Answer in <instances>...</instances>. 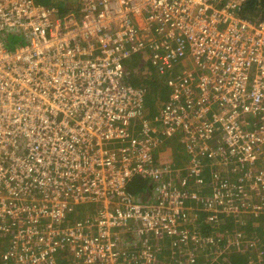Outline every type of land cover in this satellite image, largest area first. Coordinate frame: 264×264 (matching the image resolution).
<instances>
[{"label":"built area","instance_id":"obj_1","mask_svg":"<svg viewBox=\"0 0 264 264\" xmlns=\"http://www.w3.org/2000/svg\"><path fill=\"white\" fill-rule=\"evenodd\" d=\"M79 1L0 0V264H264V18L247 0ZM136 54L167 75L153 116L125 80Z\"/></svg>","mask_w":264,"mask_h":264},{"label":"rangeland","instance_id":"obj_2","mask_svg":"<svg viewBox=\"0 0 264 264\" xmlns=\"http://www.w3.org/2000/svg\"><path fill=\"white\" fill-rule=\"evenodd\" d=\"M39 3H44L46 5H51L53 0H37ZM57 1V7L61 10L67 8H74L77 12L80 11V1L79 0H55ZM13 33L11 31L5 33V40L9 48H14V44L11 43ZM125 66V80L131 82L133 85H145L147 88V93L145 96V113L149 116L157 114L162 106L167 102L170 94V89L167 85V75L160 76L155 71V68L151 66V63L143 58L142 55H133L124 61ZM158 83V85H156ZM155 86V91H152L151 86ZM151 87V88H150ZM137 129L140 128V119L134 121ZM175 139H171L170 142ZM179 147L181 146L178 141H175ZM166 146H163L159 152L164 151ZM148 188L145 189L144 194H146ZM141 198V197H140ZM134 198L136 202H146V199ZM236 255V253L234 254Z\"/></svg>","mask_w":264,"mask_h":264},{"label":"trees","instance_id":"obj_3","mask_svg":"<svg viewBox=\"0 0 264 264\" xmlns=\"http://www.w3.org/2000/svg\"><path fill=\"white\" fill-rule=\"evenodd\" d=\"M51 5H57V1L53 0V3ZM241 14L244 18H247V19H263L264 18V0H247L245 7L242 10ZM12 37H13V35H12ZM11 38H10V40H11ZM11 43L14 44V47L16 45H20L23 43V38L17 37L14 40H12ZM156 85H158V83H156ZM138 86H145V85H138ZM151 87L150 88L152 89V91H155V86L152 85ZM173 146H174V150L176 151V153L178 152V150H182V148H180L177 143H173ZM148 183H149L148 179H144V178L139 177V176L135 177L134 180L130 183L128 190L133 195L134 198H138V197L140 198L143 195V193L146 189V186H148ZM207 190H208V188H205L204 192ZM87 207L88 206L79 207L77 209V211H75L73 214L68 216V219L71 220L72 218H75L78 215L82 214L84 209H86ZM202 215H204V212H202ZM231 221L232 222H229L225 218L220 219V223H224L228 228H230L232 226L233 227L236 226L235 220L232 219ZM226 222H227V224H226ZM218 224L219 223H210V222L204 221L202 229L206 232H209L212 234H217V236L224 234V239H225L227 237V234H226V232H224L225 230H223V229L226 228V226L224 225V227L220 228ZM248 228H250V230H251L253 228V226H249ZM67 256L68 257L60 255V259L64 258V260H63L64 264H69L70 263L69 259L74 258V256L70 253ZM233 257H234V259L231 260V264H247V259L245 258V256H239L236 254V255H233Z\"/></svg>","mask_w":264,"mask_h":264},{"label":"crops","instance_id":"obj_4","mask_svg":"<svg viewBox=\"0 0 264 264\" xmlns=\"http://www.w3.org/2000/svg\"><path fill=\"white\" fill-rule=\"evenodd\" d=\"M173 151H174V153H176L175 150H174V146H173ZM148 186L151 187V183H148ZM146 188H147V186H146ZM149 191H150V189L148 188V191H147L146 194H148ZM142 199H146V200H147V199H148V196H146V195L143 193V195L141 196V198H140L139 200H142Z\"/></svg>","mask_w":264,"mask_h":264}]
</instances>
